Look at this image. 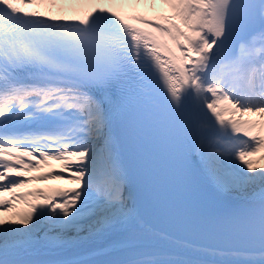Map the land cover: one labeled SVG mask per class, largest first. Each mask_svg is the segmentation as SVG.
I'll list each match as a JSON object with an SVG mask.
<instances>
[{"label":"snow or ice","instance_id":"obj_1","mask_svg":"<svg viewBox=\"0 0 264 264\" xmlns=\"http://www.w3.org/2000/svg\"><path fill=\"white\" fill-rule=\"evenodd\" d=\"M156 4L0 0V264H264V0ZM138 177L208 243L145 219ZM82 240L128 255L34 254Z\"/></svg>","mask_w":264,"mask_h":264},{"label":"bare ground","instance_id":"obj_2","mask_svg":"<svg viewBox=\"0 0 264 264\" xmlns=\"http://www.w3.org/2000/svg\"><path fill=\"white\" fill-rule=\"evenodd\" d=\"M26 10H32V9L28 8ZM39 10H44V9L41 8ZM53 11H55V9H53ZM52 163H53V169L59 170L60 167L59 163L58 162H52ZM53 169L44 168L43 171L47 172ZM36 186H39V188L47 189L49 187L50 189H53L52 186L50 185L45 187L44 184H36ZM228 198L233 199V197L231 196H229ZM98 248H104L110 251L121 247L111 246L110 242H105L103 240H96V241L82 240V241H78L76 245L69 246L68 248L50 250L47 247H45L43 243H37L34 248V254L38 258H42V259H59V258H64L66 256H70L72 252L79 251L83 254L85 258H87L90 256H95L96 255L95 253ZM220 258L221 257H216V259H220Z\"/></svg>","mask_w":264,"mask_h":264},{"label":"rangeland","instance_id":"obj_3","mask_svg":"<svg viewBox=\"0 0 264 264\" xmlns=\"http://www.w3.org/2000/svg\"><path fill=\"white\" fill-rule=\"evenodd\" d=\"M114 5H115V4H104L103 6H105V7H110L112 10L117 11V10L115 9V7H113ZM140 6H141V8H142L144 11L150 12V15L152 14L151 9H150V7H149L147 4L141 3ZM124 7L127 8L128 10L130 9V5H128V4H125ZM156 9H157V11H158V9H159L158 4H156ZM74 187H75V185H74ZM21 207H22V206H21Z\"/></svg>","mask_w":264,"mask_h":264}]
</instances>
